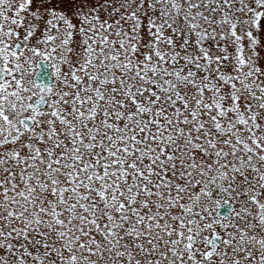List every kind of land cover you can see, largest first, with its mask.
I'll return each mask as SVG.
<instances>
[{
    "label": "snow or ice",
    "instance_id": "6c2138e0",
    "mask_svg": "<svg viewBox=\"0 0 264 264\" xmlns=\"http://www.w3.org/2000/svg\"><path fill=\"white\" fill-rule=\"evenodd\" d=\"M0 0V264H264V0Z\"/></svg>",
    "mask_w": 264,
    "mask_h": 264
},
{
    "label": "rangeland",
    "instance_id": "374dc122",
    "mask_svg": "<svg viewBox=\"0 0 264 264\" xmlns=\"http://www.w3.org/2000/svg\"><path fill=\"white\" fill-rule=\"evenodd\" d=\"M36 4H37V0H33V8L36 7ZM70 4H71V0H63V2L61 3V7L69 8L70 10Z\"/></svg>",
    "mask_w": 264,
    "mask_h": 264
}]
</instances>
